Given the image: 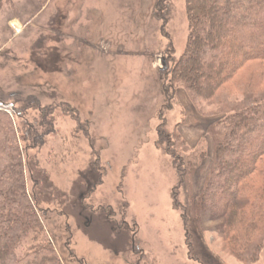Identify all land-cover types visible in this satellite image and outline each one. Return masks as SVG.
I'll list each match as a JSON object with an SVG mask.
<instances>
[{
    "label": "rangeland",
    "instance_id": "rangeland-1",
    "mask_svg": "<svg viewBox=\"0 0 264 264\" xmlns=\"http://www.w3.org/2000/svg\"><path fill=\"white\" fill-rule=\"evenodd\" d=\"M158 1L0 3V101L20 107L33 97L13 122L28 192L37 195L45 235L63 264H246L227 245L222 200L208 211L194 199L214 166L213 126L231 110L229 99L238 103L246 93L194 99L180 83L172 94L170 70L187 52L186 0H160L172 7L167 22L157 17ZM34 99L48 109L35 108ZM42 112L47 130L39 126ZM23 118L41 142L23 138ZM161 123L185 147H208L189 194L179 192L189 206L187 226L173 201L177 172L158 143ZM244 160L250 156L233 162Z\"/></svg>",
    "mask_w": 264,
    "mask_h": 264
},
{
    "label": "trees",
    "instance_id": "trees-1",
    "mask_svg": "<svg viewBox=\"0 0 264 264\" xmlns=\"http://www.w3.org/2000/svg\"><path fill=\"white\" fill-rule=\"evenodd\" d=\"M161 4L160 0L156 3V8L161 7L157 17L167 22L172 7ZM186 10L187 52L170 70L172 94L175 86L181 84L194 99L205 96L215 97L216 101L223 97L228 100L234 90L246 93L238 103L229 99L226 107L231 110L213 126L214 166L203 192L194 199L201 201L208 211L216 206V197L222 200V229L230 251L243 263L256 264L264 253V89L257 91L264 82V0H186ZM245 70H249L248 77L242 74ZM197 74L202 77H196ZM165 94L173 96L167 89ZM31 98L24 99L20 107L14 102L0 101V264H63L45 235L37 195L28 192L25 151L13 122L30 107ZM34 101L35 108L48 109L41 108L38 99ZM42 116L39 126L47 130L50 122L43 112ZM161 124L157 128L158 143L172 158L178 175L172 192L174 206L182 211L187 226L189 206H182L179 192L189 194L190 175L202 164L208 147L200 143L189 149L180 134ZM18 129L25 140L41 142L25 118ZM38 134L42 136L43 132ZM28 148L26 145V152ZM237 155H249L250 160H244L245 164L233 162ZM225 157L233 163L228 165ZM94 168L102 174L97 166ZM224 175L228 182H215ZM132 234L136 235L137 230H132ZM134 240L133 249L137 241Z\"/></svg>",
    "mask_w": 264,
    "mask_h": 264
},
{
    "label": "water",
    "instance_id": "water-1",
    "mask_svg": "<svg viewBox=\"0 0 264 264\" xmlns=\"http://www.w3.org/2000/svg\"><path fill=\"white\" fill-rule=\"evenodd\" d=\"M162 61H163V70H166L167 69V66H166L165 59L163 58Z\"/></svg>",
    "mask_w": 264,
    "mask_h": 264
},
{
    "label": "flooded vegetation",
    "instance_id": "flooded-vegetation-1",
    "mask_svg": "<svg viewBox=\"0 0 264 264\" xmlns=\"http://www.w3.org/2000/svg\"><path fill=\"white\" fill-rule=\"evenodd\" d=\"M129 228V227H128ZM84 256V255H83ZM81 258H87L86 256L85 257H81ZM92 262V261H91ZM135 264H137V263H135Z\"/></svg>",
    "mask_w": 264,
    "mask_h": 264
}]
</instances>
